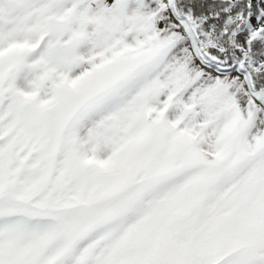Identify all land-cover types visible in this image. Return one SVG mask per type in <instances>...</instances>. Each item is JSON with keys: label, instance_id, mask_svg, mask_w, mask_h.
Wrapping results in <instances>:
<instances>
[{"label": "snow or ice", "instance_id": "6c2138e0", "mask_svg": "<svg viewBox=\"0 0 264 264\" xmlns=\"http://www.w3.org/2000/svg\"><path fill=\"white\" fill-rule=\"evenodd\" d=\"M0 264H264V0H0Z\"/></svg>", "mask_w": 264, "mask_h": 264}]
</instances>
